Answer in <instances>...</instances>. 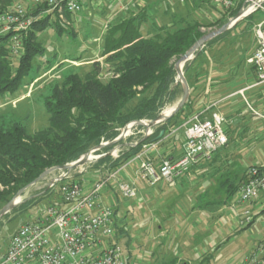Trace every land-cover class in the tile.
Segmentation results:
<instances>
[{
  "label": "trees",
  "instance_id": "1",
  "mask_svg": "<svg viewBox=\"0 0 264 264\" xmlns=\"http://www.w3.org/2000/svg\"><path fill=\"white\" fill-rule=\"evenodd\" d=\"M13 1L0 0V12ZM173 1L145 0L144 6H140L134 0L126 10L109 20L102 44L95 41L97 37L91 42L100 50L103 62L92 61L84 73L81 71L84 66L75 68L42 89L48 115L46 126L32 132L23 120L0 107V209L45 170L74 162L103 141H113L119 136L120 129L132 121L156 119L182 96V85L176 82L174 59L205 34L202 28L222 26L227 21L225 12L237 13L239 8L223 9L212 0H178L175 4ZM163 2L167 4L165 9L160 8ZM172 6L175 7L174 12ZM44 10L42 6L34 8L31 27L19 33L22 40L19 55L11 48L12 33L0 34V99L18 92L25 79L29 81L25 85L27 92V86L42 75L44 69L54 65L57 54H47L48 47L43 41L49 29L55 31L59 38L64 34L76 38V32L70 27V13H65L69 21L66 22L59 14L44 13ZM214 11L220 15L218 19H215ZM229 31L196 51L193 61L206 46L226 36ZM81 58L73 57L74 60ZM191 62L189 60L184 65L185 75ZM106 71L111 73L108 78L102 75ZM190 101L189 97L181 110L155 126L153 135L146 139L140 136L138 143L127 146L118 158L108 154L100 158L96 168L107 165L101 177H107L108 173L135 158L143 151L144 144L154 142L162 130L169 131L170 125L181 127L188 120L182 115ZM115 145L105 146L102 151L108 152ZM246 171L243 179L233 186L231 195L245 180ZM56 191L59 193V188ZM47 192L52 191L44 189L25 198L9 213L20 208L25 212L37 197H45ZM114 215L116 220L115 208ZM115 231L119 238L126 234L118 222ZM114 238L113 242L120 245Z\"/></svg>",
  "mask_w": 264,
  "mask_h": 264
},
{
  "label": "crops",
  "instance_id": "2",
  "mask_svg": "<svg viewBox=\"0 0 264 264\" xmlns=\"http://www.w3.org/2000/svg\"><path fill=\"white\" fill-rule=\"evenodd\" d=\"M174 8L172 6V12ZM243 19L230 28L232 30L229 29L226 36L206 46L186 72L191 101L182 117L189 119L201 112L205 119L215 112L220 113L227 120L228 143L211 157H200L189 173L172 182L144 180L139 175L141 159H131L120 177L134 183L137 197L134 200L121 198L118 190L120 178L112 180L103 191V201L114 206L115 221L126 231L125 235L121 238L115 236L114 240H126L129 246L125 256L127 261L139 246L143 248L147 264H206L208 257L205 254L210 246L217 244L210 226L216 223L217 212L227 208L221 205V201L216 210L214 206L219 202L216 197L231 202L237 195V192L231 195L233 186L243 179L246 169L252 165L263 166V163H255L257 144L249 142L254 138V130L259 128L258 118L264 119V87L256 84L255 69L246 61L257 46L255 25L260 21L251 28ZM249 36L251 39L247 44L244 38ZM227 41L231 48L227 47ZM181 97L169 106L175 105ZM185 139V127L170 125L162 138L144 144L146 153L143 158L155 166L166 158L177 159L183 154ZM124 144L132 145L130 142ZM243 156L249 157L248 164L243 161ZM103 166L107 167L106 164L100 167ZM103 170L99 172L101 175ZM99 173L92 179L88 175L75 174V177L88 181L85 186L88 190L101 178ZM55 202L61 203L60 196ZM251 208L255 219L248 227L254 229L256 220L264 216V208L260 202L251 204ZM237 209L242 211L238 206ZM237 223L243 226L240 221ZM141 230L144 242L136 237Z\"/></svg>",
  "mask_w": 264,
  "mask_h": 264
},
{
  "label": "built area",
  "instance_id": "3",
  "mask_svg": "<svg viewBox=\"0 0 264 264\" xmlns=\"http://www.w3.org/2000/svg\"><path fill=\"white\" fill-rule=\"evenodd\" d=\"M212 1L223 9L243 8L245 12L242 18L263 4V0ZM109 2L111 7L122 3L119 0H14L5 11L0 12V34L12 33L11 48L16 52L22 45L19 33L27 31L32 25L31 12L34 8L42 6L45 7L44 13L55 12L64 18L66 12L74 16L86 5L91 9L103 10ZM255 35L257 46L248 56L247 63L255 69L256 84L264 87V19L255 25ZM201 115L199 112L182 124L186 139L183 154L179 158H166L159 166H155L143 158L145 150L135 157L141 159L139 175L144 180L150 183L162 180L172 182L189 173L200 157H211L228 142L226 119L218 112L205 119ZM133 130L142 136L150 137L154 133V128L133 126L124 137L133 134ZM137 143L135 141L132 145ZM108 152L102 149L93 151L87 163L99 160ZM119 153L118 148L112 149L110 155L118 158ZM127 164L107 177H101L88 190L85 189L86 180L75 177L76 172L82 175L86 171V164L53 173L46 189L53 191L59 188L61 203L52 202L43 206L30 220L21 224L12 235L0 264H124L121 245L113 242L116 236L114 207L103 201L102 194L108 184L120 176ZM118 190L121 198L126 200H134L138 194L134 183L125 180L118 179ZM237 202L248 204L242 208L240 224H251L255 215L249 205L260 202L264 208V166L254 165L247 169L246 178L237 190ZM243 264H264V240L245 258Z\"/></svg>",
  "mask_w": 264,
  "mask_h": 264
},
{
  "label": "rangeland",
  "instance_id": "4",
  "mask_svg": "<svg viewBox=\"0 0 264 264\" xmlns=\"http://www.w3.org/2000/svg\"><path fill=\"white\" fill-rule=\"evenodd\" d=\"M106 1V0H105ZM122 2L116 6L111 7V3L106 4L103 10L90 8L88 5L84 7L82 11L72 16V22L70 27L73 31L76 32V38L72 39L70 36L64 34L62 37L56 35V32L52 29H49L48 33L44 35L43 41L45 45L48 47L47 54L53 55L55 52L57 54V58H55V63L52 67L44 69L42 75L37 77L29 86L26 92V82L28 83L27 79L24 80L23 85L19 88L18 92L14 94H8L4 99H0V103L7 101L8 103L4 102L2 104L5 112L23 120L29 129L34 132L39 130L40 128L44 127L48 123V115L45 110L43 104V95L41 94L42 89L45 85L52 83L54 80H58L61 76L69 72L71 70H75V68L83 67L82 73L86 72L88 66L92 61H100L103 62V57L101 56L100 50L93 45L91 42L95 40L97 43L102 44V37H104V33L106 28V24L108 20H111L113 16L119 15L120 12L126 10L128 5L133 4V0H119ZM139 1L140 6H144L145 0H137ZM119 2V3H120ZM175 4V2H174ZM109 6V7H108ZM167 6L166 2L160 4L161 9H165ZM211 10V8H209ZM213 11V10H212ZM213 13H216L214 11ZM110 14V15H109ZM233 11H226L225 12V19L227 20L226 23L236 15ZM199 15V14H198ZM216 18H219V13L214 15ZM228 18V19H227ZM264 19V3L261 7H258L253 13L244 17L243 21L247 22V25L251 28H254V25ZM64 21L69 22L67 18H63ZM242 20V19H241ZM240 21V20H239ZM241 21V22H243ZM240 22V23H241ZM239 24V23H236ZM221 27V26H220ZM219 28V26H210L202 28V32L205 34ZM234 26L232 27V29ZM2 26H0V30ZM230 29V30H232ZM239 30V29H237ZM221 35V34H220ZM71 38V39H70ZM245 43H249L251 39L249 37H245ZM72 40V41H71ZM101 42V43H100ZM225 43V42H224ZM229 41H227V47L231 48ZM226 45V44H225ZM203 48V47H202ZM226 48V47H225ZM224 48V49H225ZM19 55L21 52L17 50L16 52ZM216 55H219L217 53ZM55 56V55H54ZM82 57L80 60H74L73 57ZM54 58V57H53ZM179 57L174 59V64L178 60ZM194 58V57H193ZM190 59V60H193ZM105 66V65H104ZM106 69V68H105ZM184 71V67H183ZM105 78L111 76V73L106 71L102 74ZM185 75V71H184ZM186 77V75H185ZM176 82H179L176 80ZM182 85V84H181ZM172 106H167L164 110L171 109ZM0 108V112H1ZM145 120V119H142ZM259 121V128H256L252 133V140H250V144H257L258 151L255 152L258 155V158L255 159V163H263L264 166V119L258 118ZM227 124V120H226ZM225 124V126H226ZM122 129V128H121ZM132 133L123 137V139L116 144L115 147L112 149H119L121 154L129 144H124L127 142L133 143L138 141L139 137L142 136L141 133H137L136 130H133ZM134 146V145H131ZM115 158V157H114ZM263 158V159H262ZM116 159V158H115ZM243 161L248 164L249 157L243 156ZM98 161V160H97ZM97 161H92L90 163H86L87 171H85L82 175H88L89 178H93L96 173L101 172V170H106V166L103 168L98 167L96 168ZM99 169V170H98ZM80 170V169H79ZM55 173V172H54ZM75 174H78L76 172ZM110 174V173H108ZM53 174H50L45 179L39 181L38 183L30 186L23 194L21 200L25 198L35 195L44 189H46V185L50 181V177ZM99 177H101V173H99ZM77 177V176H76ZM118 178L121 179L120 176ZM116 178V179H118ZM113 179V180H116ZM88 183V181H87ZM47 194V195H46ZM45 197H37L36 201L33 202V206L28 208L25 212L21 211L22 208L18 209L15 212L9 213L7 216H3L0 219V257L4 255L6 246L9 244L12 235L15 233L16 229L23 224L24 222L31 219L33 214L43 206L48 205L49 203L55 202L59 198V193L55 190L52 192H47ZM216 202H218L214 208L218 210L219 203L221 201V205L227 206L226 210L218 211L216 214V223L210 226V233L214 235L215 241L217 244L214 246H210L208 253H206V264H243L245 258L259 245V243L264 239V226H263V218L260 220H256L253 228L248 226H238L237 221L239 222L242 218V211L237 209V206L245 208L248 204H240L237 202V195L232 199L231 202L226 201L224 197H216ZM214 205V204H212ZM251 207V205H249ZM213 209V208H211ZM253 210V209H252ZM211 212V211H210ZM254 213V212H253ZM212 215H210V223L212 222ZM131 216V215H130ZM236 222V223H235ZM235 223V224H234ZM138 241L144 242V235L142 230L138 231L136 234ZM137 241V242H138ZM141 243V242H140ZM121 248L123 250V257H124V264H147L145 262L144 256L142 254L143 248H137V251L133 253L130 259L127 261L125 259L126 254H128V245L126 244V240L124 239L120 242ZM143 247V246H142ZM1 259V258H0Z\"/></svg>",
  "mask_w": 264,
  "mask_h": 264
},
{
  "label": "water",
  "instance_id": "5",
  "mask_svg": "<svg viewBox=\"0 0 264 264\" xmlns=\"http://www.w3.org/2000/svg\"><path fill=\"white\" fill-rule=\"evenodd\" d=\"M264 3V0L262 1ZM245 10L243 8H241L237 14L232 17L227 23L223 24L221 27L216 28L206 34H204L199 40H197L184 54H182L180 56V58H178V60L175 62V70L177 73V80L182 84V88H183V94L182 97L180 98V100L171 107L170 112L168 114H165V111L162 112L156 119L154 120H150L149 122H144L142 120H138V121H133V123H128L127 125H125L122 129H121V133L120 135L115 138L113 141L108 142V143H101L100 145L90 149L88 152L84 153L78 160L71 162V163H67L65 165L62 166H55L52 168H49L47 170H45L35 181H33L29 186L23 188L22 190H20L15 196L14 198L8 202L5 206H3L0 209V219L6 215L8 212H10L14 207H16L17 205H19L20 203H22L23 200H21L24 192L32 185L38 183L39 181L45 179L46 177H48L50 174H53L54 172H57L59 170H69V169H73L76 167H79L81 165L86 164L88 161H90L91 159V153L93 151L96 150H100L103 149L105 146L108 145H112V144H117L120 140L123 139V137L125 136V134L133 127V126H142L145 128H154L155 126H157L160 123L165 122L167 119H169L170 117H172L174 114H176L179 110H181L189 96H190V87H189V83L187 81V78L184 75V71H183V67L185 65V63L187 61H189L190 59H192L195 55V52L198 51L199 49H201L202 47H204L206 45V43L210 40H212L213 38L217 37L220 34L225 33L226 31H228L230 28H232L239 20L242 19L243 14H244ZM165 134V130H162L160 132V134L154 139V141L162 138V136ZM148 135H145L144 138H148ZM116 146V145H115ZM112 153V149L108 152V155H110Z\"/></svg>",
  "mask_w": 264,
  "mask_h": 264
},
{
  "label": "bare ground",
  "instance_id": "6",
  "mask_svg": "<svg viewBox=\"0 0 264 264\" xmlns=\"http://www.w3.org/2000/svg\"><path fill=\"white\" fill-rule=\"evenodd\" d=\"M170 112V109H167L166 111H165V114H168Z\"/></svg>",
  "mask_w": 264,
  "mask_h": 264
}]
</instances>
